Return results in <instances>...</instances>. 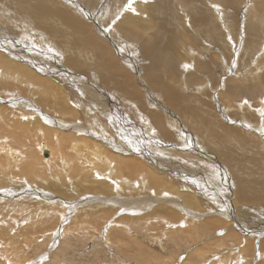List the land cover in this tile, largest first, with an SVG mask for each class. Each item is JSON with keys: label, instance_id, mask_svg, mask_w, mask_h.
Returning a JSON list of instances; mask_svg holds the SVG:
<instances>
[{"label": "rangeland", "instance_id": "obj_1", "mask_svg": "<svg viewBox=\"0 0 264 264\" xmlns=\"http://www.w3.org/2000/svg\"><path fill=\"white\" fill-rule=\"evenodd\" d=\"M150 1L0 0V105L18 111L22 121H35L39 114L52 132L31 129L27 137L10 141L31 144L39 179L25 182L10 175L11 181L0 187V264H264V0H198L217 15L215 41L207 38L213 24H204L203 31L202 14L187 8L188 16L184 12L175 21L167 14L163 23L152 24L146 11H157L162 0ZM185 1L165 0L164 7L174 12ZM116 4L120 11L112 17ZM250 26L255 40L246 46ZM153 33L158 44L169 42L168 33L177 38L178 77L167 78L170 70L160 63L163 81L177 94L173 101L169 90L149 77L146 45ZM221 46H226L222 54ZM204 49L224 56V69L198 72L194 65L205 64L202 56L214 59ZM16 51L22 60L11 57ZM3 55L24 62L23 67ZM195 102L210 116L203 120L191 107H197ZM57 119L73 127L60 126ZM212 120L217 134L211 135ZM219 126L232 132L223 135ZM78 134L102 144L92 142L100 147L91 145L90 155L81 160L60 158L64 143L70 152L83 148L86 154L84 143L73 146L74 136L83 139ZM41 146L48 150L41 153ZM141 147L143 164L133 152ZM49 149L55 156L44 177L51 182L64 177L68 181L61 188L73 194L41 181L40 166L48 161ZM125 152L135 156L126 158ZM71 168L76 176H67ZM78 186L79 193L74 190ZM22 190L31 194L26 203L58 202L61 214L49 220L51 211L41 213V202L30 224L27 210H15L25 200ZM95 197L108 206L89 208ZM239 210L247 213L244 223L226 217ZM230 223L238 228L236 234L228 235ZM241 224L262 234L245 239L242 235L249 233L240 230Z\"/></svg>", "mask_w": 264, "mask_h": 264}, {"label": "bare ground", "instance_id": "obj_2", "mask_svg": "<svg viewBox=\"0 0 264 264\" xmlns=\"http://www.w3.org/2000/svg\"><path fill=\"white\" fill-rule=\"evenodd\" d=\"M115 1V0H114ZM121 1H124V0H121ZM144 1V0H143ZM156 1V0H155ZM181 1V0H180ZM197 1V2H196ZM150 0H149V4H150ZM114 3H118V1L117 2H114ZM141 3V2H140ZM164 3H165V0H162V2L159 4L160 6H158V10L157 11H155V12H153V10H155V9H157V8H155V6H154V4H153V7L155 8V9H147V11H146V16H147V14H149L150 13V18L149 17H147V18H149L150 20H152V24H154V25H156L159 21H161L162 23H163V21H162V19L163 18H166V16H167V14L168 15H170L171 17H173V19L176 21V16H179V15H183L184 16V12H186V16H188V14H187V11H186V9L185 8H187V9H189V11L191 10V12H195L196 13V15H200V14H202V16L204 17H202V22H204L205 20V22L204 23H202L203 24V28H202V30L204 31V30H206L205 28H206V24H213V26H210V25H208V27H209V30L208 31H210V32H208V35H207V38L208 39H210V40H212V41H215V39H216V19H215V17L217 16V15H215L214 13H212L209 9H208V7L209 6H207V7H202L201 6V3L200 2H198V0H187V1H185L184 3H181V5L180 6H177L178 8L177 9H175L174 10V12H172V11H167V9L164 7ZM194 3H196L197 4V7L194 5ZM72 4V3H71ZM120 4V3H119ZM234 4V3H233ZM263 4V3H262ZM76 5V4H75ZM146 5V4H145ZM112 6H113V3H112ZM157 6V5H156ZM236 6V5H235ZM83 7V6H82ZM179 7H180V10L182 9V11L180 12L179 11ZM76 8V7H75ZM112 9H113V14H112V17H114V16H116L117 14H118V12L120 11L119 10V8H117V4L114 6V7H112ZM233 9H234V7H233ZM123 10V9H122ZM139 10V9H138ZM141 11H143V10H141ZM145 11V10H144ZM191 12H190V16H191ZM141 13V12H140ZM72 15V14H71ZM73 16V15H72ZM72 16H70V17H72ZM126 16L127 17H131V16H133L131 13H126ZM141 16V15H140ZM162 16H164V17H162ZM74 18H76L75 16H74ZM181 19H182V17H180ZM192 18V17H191ZM221 18V17H220ZM122 19H123V17H122ZM196 19V18H195ZM208 19V20H207ZM73 20V19H72ZM75 20H77V19H75ZM201 20V19H200ZM199 20V21H200ZM228 20V19H227ZM121 22H122V20H120ZM179 21V20H178ZM193 21V20H192ZM125 22V21H124ZM215 22V23H214ZM223 22H225L224 20H223ZM179 23H181V22H179ZM186 23V22H185ZM196 23V22H195ZM119 24V23H118ZM148 24V23H147ZM165 24V23H164ZM202 24H199L200 25V27H201V25ZM205 24V25H204ZM199 25H195V27H198ZM122 26V25H121ZM120 26V27H121ZM132 28V27H131ZM252 28V29H251ZM129 29V28H128ZM130 30V29H129ZM106 31V30H105ZM254 31H255V27H253V26H250V29H249V36H250V38H246L245 39V41H244V44L246 45V46H248V45H250V44H253L252 42H253V40H251V38H253L254 40H255V38H254ZM153 32V31H152ZM171 32H173V31H171ZM194 33H195V30H194ZM206 33V32H205ZM210 33V34H209ZM154 34V37L152 38V39H150L149 40V44H148V41H147V45H146V54H147V56L149 57V59H150V61H149V64H148V68H149V73H150V76L149 77H152L153 79V82H155V84H158V85H160V87L163 89V91L164 92H166L167 90H169V91H167L168 93H169V95L171 96V98H172V100L170 99V101H173V100H175V99H178L177 98V94H176V92H175V90H173L172 88H171V86L172 85H169V84H167V83H165L164 81H163V79H164V77H163V75L164 74H161V66H160V63L161 62H163V64H164V67H165V70H167V69H169L170 71L169 72H167L166 71V76H167V78H171V77H178V72H179V61L177 60V59H179V50H177V48H176V42H175V40L177 39L176 38V36H172L171 34H169L168 33V39H169V42L167 41V43L164 41V42H160L159 44L158 43H156L157 41H158V39L155 37V34L156 33H153ZM174 34V33H173ZM152 35V34H151ZM149 36V35H148ZM153 40H154V43L153 44H151L152 42H153ZM201 42V41H200ZM262 44V43H261ZM165 45V46H164ZM202 45V44H201ZM263 45V44H262ZM261 45V46H262ZM199 46V45H198ZM178 47V46H177ZM226 48V46H221L220 48H219V51H220V53L224 50ZM236 48V47H235ZM179 49V48H178ZM218 50V49H217ZM231 50V49H230ZM207 52V53H211V54H213V57L212 58H214V59H211V60H205L204 59V56H202V59H203V61H205V64H201V65H199V64H197V65H194V66H196L195 68L197 69V71L199 72V69L201 70L200 72H205V71H210L211 70V72L210 73H212L215 69H216V71L218 70V69H224V67H223V65H221L222 64V61H223V57L221 56V57H219V58H221V59H219L218 58V54H217V52H215V51H209V50H207V49H204V51L203 52ZM9 53H10V50L8 51V55H9ZM253 53V52H252ZM251 53V54H252ZM22 53L21 52H12V56L11 57H15V58H18V59H20V60H22V55H21ZM181 54V53H180ZM183 54V53H182ZM222 54V53H221ZM220 54V55H221ZM251 54L249 55V56H251ZM224 55H225V53H224ZM184 56V55H183ZM239 56V55H238ZM13 57V58H14ZM2 58H4V59H7V61L9 60L10 62H11V64H13V65H15L16 64V66H18V67H23V66H21V65H19L20 64V62H22V61H16V60H13V58H10V57H6V56H4L3 55V57ZM195 60H196V58H194ZM25 60V59H24ZM2 61V60H1ZM8 61V62H9ZM3 62V64H4V61H2ZM195 62V61H194ZM212 62H214V65L212 64ZM224 62V61H223ZM22 63H24V62H22ZM221 63V64H220ZM243 63H245V60L243 61ZM8 64V63H7ZM10 64V63H9ZM5 65V64H4ZM27 65V64H26ZM234 65H232V66H227V69H231V68H234L233 67ZM7 67V66H6ZM12 67V66H11ZM25 68V67H24ZM251 68V67H250ZM26 70H28V71H30L29 69H27V68H25ZM47 71H51V70H49V69H46ZM245 70V69H244ZM252 70V69H251ZM246 71V70H245ZM253 71V70H252ZM251 71V72H252ZM31 72V71H30ZM29 72V74H27L28 76H32V77H35L33 74H31V73H33V72H31L30 73ZM160 72V73H159ZM163 72V71H162ZM164 73V72H163ZM238 74H240V73H238ZM255 75V74H254ZM240 77H242L241 75H239ZM255 77H256V75H255ZM36 78V77H35ZM165 80V79H164ZM251 80H252V78H251ZM42 81V80H41ZM252 81H254V80H252ZM151 82V81H150ZM258 82V81H257ZM151 84V83H150ZM237 84V83H236ZM7 87V86H6ZM173 87V86H172ZM231 89V88H230ZM253 94V93H252ZM164 95H166V94H164ZM169 101V100H168ZM70 102H72V101H70ZM178 102V101H177ZM171 103V102H170ZM173 103V102H172ZM178 105H179V103H177ZM195 104H196V102H195ZM197 105V107L195 108L193 105L191 106V104H190V106L192 107V108H194L195 110H196V113L197 114H201L200 115V117L202 116L203 117V120L205 119V117L206 116H210V115H207V113H206V111H207V108H204L203 106H201L199 103L198 104H196ZM29 106L31 107L32 106V104H29ZM28 106V107H29ZM71 107H73V105L72 106H70V108ZM190 107V108H191ZM37 109H39L38 107H36ZM200 108H201V110L202 111H199L200 110ZM138 109V108H137ZM26 110V109H25ZM24 110V111H25ZM71 109H69V111H70ZM11 111V112H10ZM15 110L13 109V108H11V109H8L6 106H1L0 105V187L2 186V184H4L5 182H7V179H9V176L11 175V177L13 178V179H15V177H17V176H19V178H21V180H23V181H25V182H30V181H35V180H38L39 179V176H37L35 173V169H33L32 168V158H33V151H32V149H31V144H28L30 147H28V145H24V143H22V144H20L19 146L18 145H14L13 143H11L14 139V137L15 136H26L25 134L26 133H28V132H30L31 131V129H38V130H43V132H45V133H52V132H49V131H47V127L43 124V118H42V116H40L39 114H35V116H36V120L35 121H32L31 119L29 120V122H28V119L29 118H27V117H24L23 118V121L21 120V119H18V114L17 113H15V112H18V111H15ZM26 111H28V109L26 110ZM63 111H65L64 109H63ZM189 113V115H192V113H190V111H189V109L187 110ZM114 112H116V111H114ZM137 112V111H136ZM138 112H140V111H138ZM137 112V113H138ZM211 112V111H210ZM136 114V113H135ZM139 114V113H138ZM24 115V114H23ZM237 116L239 115V114H236ZM241 115V114H240ZM138 116V115H137ZM116 118H117V112H116V116H115ZM121 117V116H120ZM153 117V116H152ZM21 118V117H20ZM119 118V117H118ZM117 118V119H118ZM210 118V117H209ZM242 118V117H241ZM157 120V119H156ZM22 121V122H21ZM42 121V124H40V122ZM151 121V120H150ZM26 122H28V123H26ZM47 122L50 124V125H54V126H57L56 124H53V122H51V120H47ZM58 125H66V128H71V127H73V125H71V124H67V123H63V121H61V119H57L56 121H55ZM157 122V121H156ZM161 122V121H160ZM159 122V123H160ZM211 122V121H210ZM214 122H215V120H212V123H210L209 124V126L211 127V126H213V127H211V135L212 134H217L216 133V130L214 129ZM35 123H39L40 125H38V127L36 128L35 127ZM162 123V122H161ZM204 124L205 125H208L207 124V122H204ZM216 124V123H215ZM221 124V123H220ZM158 125H161V124H158ZM157 125V126H158ZM216 125H218V124H216ZM51 127H53V126H51ZM216 127H218V126H216ZM220 127V129L222 130L223 129V135L224 134H226V135H230V133L232 132L231 130L232 129H229V131H227V127H221V126H219ZM237 127V126H236ZM239 127V126H238ZM61 128V127H60ZM207 128V127H206ZM54 133H57V131L55 130V131H53ZM234 134H236V130L234 131ZM210 135V136H211ZM231 135H233V133L231 134ZM77 136H79L80 138H83V139H78L76 136H74L73 138H72V142H73V146L74 147H76V146H79L80 144H85L88 148H87V150H85L86 151V154L84 153V150H83V148H81V149H75V150H72L71 152H70V150H69V148L66 146V144L64 143V145H63V150L66 152L65 154H64V152H63V155L60 157V158H62V159H65V156L64 155H66V156H72V157H74L75 159H77V156H80V160L81 159H83L84 158V156L85 157H88V155H90L89 154V152H90V148H91V145H95V146H97V147H100V145H98V144H95V143H92V142H95V141H97V142H100L101 144H102V142H101V140H99V139H95V140H92V138L91 137H88V136H83V135H81V134H78ZM27 137V136H26ZM11 138V139H10ZM17 138V137H16ZM143 140H145V139H143ZM241 140V139H240ZM11 141V142H10ZM29 142H30V140H29ZM237 143L239 144L240 142L239 141H237ZM230 146H228V144H226L225 145V148H227V147H229V148H234V149H237V148H235L236 146H232L231 144H229ZM18 146V147H17ZM26 146H27V151L26 150H24L25 148H26ZM143 146V145H142ZM24 147V148H23ZM22 148V149H21ZM125 150L127 149V148H124ZM156 149V148H155ZM48 149H47V147L46 146H41L40 147V152L41 153H44L45 151H47ZM50 151L47 153L48 154V157L47 158H45L44 160H48L47 162L45 161V162H43V164L40 166V169H41V174H42V180L41 181H46L48 184H53L51 187L54 189L55 187L57 188H59L62 192H64V193H68V194H73V192L74 191H72V190H65V189H63V188H61V186H63V185H65V184H67V182H66V180H64V177L62 178H59V179H57L56 178V180L59 182V183H62L61 185H56L58 182H56V181H53V182H51V181H48L45 177H44V175H43V173L45 172L46 173V171L48 170V168L50 167V163L52 162V160H53V158H54V149H49ZM141 150H143V148L141 147V148H138V150H135V151H133L135 154H137V156H135V155H132L131 153H128V152H125L124 153V155H129L128 157H126V158H131V157H133V156H135V157H140L139 155L141 154ZM145 150V149H144ZM74 153V154H73ZM24 154H27V156L26 157H24ZM29 155H30V157H29ZM146 155H150L149 153H148V151H147V153L145 154V157L147 158V156ZM228 156H229V154H228ZM230 156H231V154H230ZM144 156H142V157H140L139 159H138V161H140L142 164L146 161V160H144V159H142ZM154 157V156H153ZM30 158V161H28V159ZM96 159L97 160H100L101 158H100V156H96ZM147 159H149V161L150 160H152V159H150V158H147ZM88 160H90V159H88ZM92 161V160H91ZM154 161V160H153ZM77 162V161H76ZM93 162V161H92ZM152 162V161H151ZM157 162V161H156ZM195 162V161H194ZM106 163V162H105ZM45 164V165H44ZM107 164L108 165H110L111 163H110V161L109 162H107ZM91 165V164H90ZM94 165H96V164H94ZM111 165H113V164H111ZM155 165V164H154ZM92 166V165H91ZM79 167V166H78ZM50 169V168H49ZM52 171L51 172H53V168L51 169ZM190 170H191V168H190ZM48 172H50V171H48ZM72 172H74L73 171V169L71 168V170H70V172L67 174V176H76V175H74V174H71ZM54 173H55V171H54ZM111 174H110V177H112L113 175H112V172H110ZM50 175V174H49ZM56 175V174H55ZM47 176V175H46ZM57 176V175H56ZM60 176V175H59ZM167 176V175H166ZM169 176V175H168ZM100 177V176H99ZM51 179V178H50ZM49 179V180H50ZM10 180V179H9ZM69 180H71V179H69ZM11 181V180H10ZM10 181H9V183H10ZM16 181L17 180H15V182H12V183H10L11 184V186H14V184L16 185ZM68 181V180H67ZM125 181V180H124ZM124 181H122V182H119L118 184H117V189L118 190H124V187L122 186V184H123V182ZM25 182H24V184H25ZM58 183V184H59ZM23 184V185H24ZM108 184H109V187L111 186L110 185V183L108 182ZM115 184V183H114ZM207 184V183H206ZM135 186L138 188L139 187V185H138V183H136L135 184ZM11 188V187H10ZM80 188L81 187H74V190H75V192H77V193H79L80 192ZM114 190V188L111 186V188H110V192H108V193H112V191ZM116 190V189H115ZM93 192V191H92ZM95 192H97V191H95ZM118 192V191H117ZM190 192V191H189ZM14 192H9V194H13ZM22 193L24 194V196H23V198L22 199H25L23 202H22V204H16L17 206H15L16 208H15V210H17L18 209V211H22V210H27L30 214L28 215V216H26L27 217V219L29 220V222H30V219L35 215V214H39L38 212H37V208H39L40 206H41V202H42V207H43V210H42V212L41 213H47V212H49V211H51L49 214H47L48 215V219L50 218V217H54V216H56V214H58V213H60L58 210H57V208H56V205H58V202L56 203V204H53V203H48V202H45L44 200H40V201H37L36 203H33V202H28V203H26L27 202V200L30 198L29 196H31V194H30V192L28 191V190H22ZM114 193H115V191H114ZM120 193V192H119ZM118 193V194H119ZM191 194V193H190ZM80 195V194H79ZM121 194H119L118 196H120ZM3 196V195H2ZM2 196H0V197H2ZM110 195H108L107 197H109ZM27 197H29V198H27ZM33 197V196H32ZM113 197V196H112ZM137 197V196H136ZM105 198V197H104ZM21 199V200H22ZM110 199V198H109ZM114 198H112V200H113ZM15 200H18V201H21V200H19V199H15ZM93 201L94 200H96L95 202H92V205H90V207L89 208H91V209H96L97 210V208H95V207H101V206H103V208H105V207H107L108 206V204L109 203H106V204H101L100 202H99V200H100V198H97V197H95L94 199H92ZM242 200H243V198H242ZM103 201V200H102ZM199 201V200H198ZM197 201V202H198ZM105 202H106V200H105ZM108 202V201H107ZM197 202H195L194 203V207H198L197 206ZM78 203V202H77ZM81 203V202H80ZM104 203V202H103ZM135 203V202H134ZM193 205V204H192ZM201 205V204H200ZM91 206H93V207H91ZM138 206V205H137ZM32 209V208H34V210H29V209ZM78 208V207H77ZM102 208V207H101ZM109 209V208H108ZM75 210V208H73V211ZM78 211H79V209H77ZM76 210V211H77ZM104 210V212L106 211L105 209H103ZM246 210V208L245 209H243V211L244 212H246L245 211ZM89 211H90V209H89ZM172 211H175V210H172ZM243 211L242 210H239V212H240V215H239V212H238V214H235V215H233V213H231V212H229V213H226V217H230V215H232V217L233 218H235V219H238L240 222H242V223H244L243 222V219L242 218H244L245 217V215H247V213H245V215L243 214ZM2 212V211H1ZM108 212V211H107ZM115 212V211H114ZM175 212H177V211H175ZM32 213V214H31ZM40 213V215L41 216H45L44 214H41ZM169 213H171V212H169ZM2 214V213H1ZM4 214V213H3ZM6 214V213H5ZM61 214V213H60ZM63 214H65V213H63ZM63 214H62V217H63ZM72 214V213H71ZM108 214V213H107ZM171 214H174V213H171ZM7 215V214H6ZM100 215H102V214H100ZM10 216H12L11 214H10ZM73 216V215H72ZM170 216V215H169ZM40 217V216H39ZM76 217H77V215H76ZM102 217V216H101ZM109 218L111 217V215L110 216H108ZM113 217V216H112ZM224 217V216H223ZM38 218V217H37ZM72 218V217H71ZM256 218V217H255ZM10 219H13L12 217H10ZM18 219V218H17ZM47 219V220H48ZM96 219L97 220H100L101 218H99V217H97L96 216ZM50 220V219H49ZM66 220V219H65ZM74 220V219H73ZM72 220V221H73ZM196 220V219H195ZM245 220V219H244ZM246 221V220H245ZM28 222V223H29ZM45 222V221H44ZM212 222V221H211ZM222 222V221H221ZM7 223H8V221H7ZM73 223H74V221H73ZM110 223V222H109ZM184 223L186 224L187 223V221L186 220H184ZM213 223V222H212ZM215 223V222H214ZM213 223V224H214ZM216 223H217V221H216ZM219 224H220V222H218ZM30 224H31V222H30ZM34 224V223H33ZM32 224V225H33ZM43 224V223H42ZM78 224V223H77ZM231 224V223H230ZM29 225V224H28ZM27 225V226H28ZM31 225V226H32ZM110 225H111V223H110ZM173 225V224H172ZM206 225V224H205ZM232 225V224H231ZM182 226H184V225H182ZM233 226V225H232ZM232 226H228V235H230V234H236V232H238L237 231V227H232ZM29 227V226H28ZM240 228V230L241 229H243V230H241V231H244V233H249V234H247V235H242L243 237L245 236V239L249 236V235H251V236H254L253 234H256V233H258V232H260V234H262V232L260 231V230H257V229H255V228H251V227H248V225H246V224H241V226L239 227ZM4 229V228H3ZM26 229H27V227H26ZM205 229H207V227L205 228ZM226 229V228H225ZM252 229V230H251ZM208 231V230H207ZM234 232V233H233ZM24 233V232H23ZM227 233V232H226ZM31 234V233H30ZM239 234V233H238ZM31 236H32V234H31ZM17 237V236H16ZM23 237V236H22ZM209 237V236H208ZM24 238V237H23ZM22 239V238H21ZM8 240V239H7ZM28 240V239H27ZM30 244V243H29ZM242 249V248H241ZM234 251H236V250H234ZM16 257V256H15ZM12 261V260H11ZM185 263H187V262H185Z\"/></svg>", "mask_w": 264, "mask_h": 264}, {"label": "water", "instance_id": "obj_3", "mask_svg": "<svg viewBox=\"0 0 264 264\" xmlns=\"http://www.w3.org/2000/svg\"><path fill=\"white\" fill-rule=\"evenodd\" d=\"M45 156H48V154H47V153H45Z\"/></svg>", "mask_w": 264, "mask_h": 264}]
</instances>
